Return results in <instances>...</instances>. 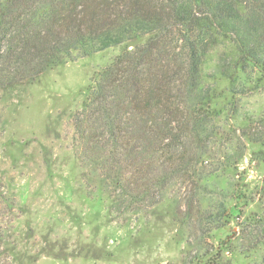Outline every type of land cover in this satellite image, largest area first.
<instances>
[{"label":"trees","instance_id":"trees-1","mask_svg":"<svg viewBox=\"0 0 264 264\" xmlns=\"http://www.w3.org/2000/svg\"><path fill=\"white\" fill-rule=\"evenodd\" d=\"M225 42L231 54L204 74ZM112 48L122 50L71 115L88 196L117 217L167 205L181 229L201 232L186 241L195 264H221L226 253L264 264V181L251 193L239 172L245 146L218 141L219 93L208 83L228 79L235 98L264 89V0H0V97ZM243 130L264 145V117ZM228 172L238 183L222 187ZM256 200L261 212L246 216Z\"/></svg>","mask_w":264,"mask_h":264},{"label":"rangeland","instance_id":"rangeland-1","mask_svg":"<svg viewBox=\"0 0 264 264\" xmlns=\"http://www.w3.org/2000/svg\"><path fill=\"white\" fill-rule=\"evenodd\" d=\"M121 50L57 67L0 97V264H195L186 243L201 236L194 224L181 229L167 205L147 215H112L108 201L88 196L70 149L71 115L94 75ZM221 54H231L229 43L211 53L204 74L215 71ZM208 83L219 93L213 103L218 141L245 146L239 172L256 193L264 181V145L251 144L242 131L264 117V89L235 98L228 79ZM236 175L228 172L221 186L236 185ZM260 212L256 200L246 216ZM230 227L238 231L236 223ZM230 233L217 232L209 242L217 245ZM256 257L226 253L221 264H251Z\"/></svg>","mask_w":264,"mask_h":264}]
</instances>
